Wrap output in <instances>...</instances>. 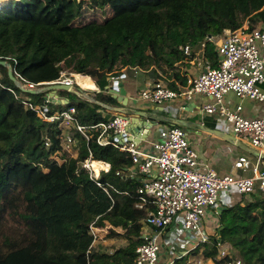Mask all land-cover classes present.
I'll return each instance as SVG.
<instances>
[{"label":"trees","instance_id":"trees-1","mask_svg":"<svg viewBox=\"0 0 264 264\" xmlns=\"http://www.w3.org/2000/svg\"><path fill=\"white\" fill-rule=\"evenodd\" d=\"M86 7L112 15L78 23ZM245 24L249 32L264 25V0H10L0 7V60L35 84L58 81L65 70L94 79L101 92L84 91L86 99L59 94L76 107L79 124L91 126L107 122L119 105L105 90L112 77L135 70L156 74L162 65L174 69L192 61L203 44L205 59L216 68L218 49L208 38L222 40L225 30ZM186 46L194 49L190 55ZM0 71V264H135L147 208L136 207L140 179L117 175L133 167L130 154L99 145L98 133L87 141L76 132L78 155L64 154L60 164L52 158L62 151L57 125L26 110L7 90L14 87L7 68ZM90 155L110 166L98 181L83 166ZM219 222L233 258H219L214 238L194 254L203 264H264V193L227 207ZM93 223L109 224V235L127 245L95 251ZM186 262L183 257L173 264Z\"/></svg>","mask_w":264,"mask_h":264},{"label":"built area","instance_id":"built-area-1","mask_svg":"<svg viewBox=\"0 0 264 264\" xmlns=\"http://www.w3.org/2000/svg\"><path fill=\"white\" fill-rule=\"evenodd\" d=\"M208 41L215 43L218 49V67L208 66L198 77L190 80L188 86L179 90L155 82L140 93V98L154 106H163L174 100L191 101L195 96L211 99V103L203 105L201 112L223 119L238 142L257 152L254 158L241 154L234 160L233 168L243 175L219 176L209 166L205 170L200 169L196 150L191 147L186 132L176 125L159 130L157 140L151 143L152 153L141 151L140 144L130 140L127 130L129 121L122 114H116L107 122L96 125H80L76 117V107L66 106L65 109L54 110L53 107L59 104L46 89L51 84L64 83L70 86L69 94L83 98V92L88 91L81 89L74 79L65 78L52 83L35 84L22 77L11 64L6 67L7 71L11 70L17 81L14 87H8L7 90L26 110L47 123L57 125L62 151L54 156L60 164L65 161L60 155L70 154L69 156L73 157L78 152V149H75L78 142L76 132L87 141L98 133L99 145H112L130 154L136 170L129 168L125 173L117 172V175L123 177L126 174L130 178L135 174L141 176L136 207L147 208V215L143 220V244L136 250L135 264H158L165 245L162 233L179 219L182 233L189 235L196 243L195 246L210 243L215 238L219 258L232 259V251L219 243L220 225L204 224L208 211L217 213L221 208L219 203L223 195L226 198L231 197L228 202L231 207L242 198L258 191L264 193V114L248 117L243 112L242 104L231 109L226 103V97L234 94L241 100L264 104V30L256 28L249 32L248 24H245L235 31L225 30L223 39L219 42H215L213 38H208ZM204 46L203 44L202 47ZM191 49L186 46L185 53L190 55ZM2 79L3 74L0 71V85ZM124 79L126 75L112 77L107 89ZM107 89L105 90L108 93ZM28 91H36L34 95H40V98L31 97ZM46 146H51L50 139L47 140ZM91 157L92 155L83 166L91 172L95 181H98L101 177H96L93 173L90 166ZM97 185L100 186V183L97 182ZM102 230L94 223L90 225V233L94 237L92 249ZM227 264L242 262L234 259Z\"/></svg>","mask_w":264,"mask_h":264},{"label":"crops","instance_id":"crops-1","mask_svg":"<svg viewBox=\"0 0 264 264\" xmlns=\"http://www.w3.org/2000/svg\"><path fill=\"white\" fill-rule=\"evenodd\" d=\"M260 28L264 30V25L260 26ZM204 48L205 46L197 51L196 56L192 61L177 65L174 69L162 65L160 69L157 70L156 74L141 70H138L137 72L130 71L126 79L120 81L123 83L127 93L126 96L129 98L128 105L124 106L121 103H118L119 105L114 107L113 111H111L110 118L116 114H122L123 112H126L130 117H134L137 112H140L143 116L140 118L141 120L145 121L149 119L150 121H154L155 126L151 129L149 136L143 140L139 146L141 151L146 153L153 152L151 143L157 140V137H152L153 132L158 134L161 128L176 125L186 132L191 147L196 150L200 162V169L205 170L206 167L209 166L221 175H243L240 171L233 168L234 160L241 154L254 158L257 152L250 146L238 142L223 119L218 116H208L201 112L203 105L211 103V99H204L200 96H195L191 101L174 100L163 106H154L140 98V93L155 82H161L170 88L173 87L172 84H175L177 90L181 87L184 88L188 86L190 80L195 79L208 66H211V63L204 57ZM193 50L194 49H191V52ZM72 75L75 77L73 78L74 80H76L77 76L82 77L77 74ZM89 78L91 79V77ZM184 80L187 82L185 86L182 84V81ZM91 81L93 82V86L90 88L91 90L86 87L81 88L96 93L101 92L100 88L96 86L92 79ZM82 97L86 99L89 95L84 93ZM62 98L67 100L68 95H63ZM226 103L231 109L235 108L238 104H242L244 108L243 112L248 117H258L264 114L263 103L241 100L234 94H229L226 97ZM100 111H102V109ZM102 112L104 113V111ZM128 135L132 137L130 132ZM74 155L77 156V152ZM99 165L101 166L99 167V172H95V175L97 176L100 175L101 171L108 172L110 170V166L104 162H100ZM107 165L108 169L106 168ZM131 170L135 171L136 167L133 165ZM134 176L139 179L141 178L139 174H135ZM236 198H238V196ZM230 199L231 197L226 198V196L223 195L222 200L219 203L220 207L225 209L229 207L228 202ZM214 214L215 213L211 210L208 211V215L204 221L205 225H220V215L218 213ZM101 229L103 230L100 232V238L97 240L96 244L99 243V240L109 234L111 226L106 224L104 227H101ZM115 230L121 234L124 232L121 229ZM144 230L145 226L143 227V231ZM208 233L211 235L210 232ZM117 238L124 240L127 245V240L125 238ZM218 238L221 240L220 236H218ZM162 240L165 245L163 246L161 255L166 256V261H163V264L174 263L177 259L183 257L187 259L186 264H203L201 258L194 254L196 250L201 248L204 244L195 246L196 243H194V240H192L189 235L182 233L180 219L162 233ZM109 241L111 242L110 245L114 246L115 237L110 236ZM219 243L225 246L224 242L219 241ZM172 244L173 246H171ZM170 247H173L174 249L170 250ZM117 249L119 248H116L115 250ZM206 264L215 263L209 260Z\"/></svg>","mask_w":264,"mask_h":264},{"label":"water","instance_id":"water-1","mask_svg":"<svg viewBox=\"0 0 264 264\" xmlns=\"http://www.w3.org/2000/svg\"><path fill=\"white\" fill-rule=\"evenodd\" d=\"M10 0H0V7L5 3L9 2ZM6 3V4H7ZM215 42H219L220 38L216 37L213 38ZM0 66L3 67H8L9 64L6 61L0 60ZM8 75L9 78L13 81V83H16L17 81L15 80L11 70H8ZM47 90H49V95L51 97L56 98L55 101L59 105H66L68 104V99L62 98L63 95H58L61 94V92H68L70 90V86L64 83H57V84H51L48 87H46ZM107 89V87L105 88ZM108 93L117 100L118 103H121L124 106L128 105L129 98L126 96V90L124 88V85L122 82H119L118 84H113L111 87L108 89ZM30 94H35L36 91H28ZM123 117L129 121L128 125V132L132 134V137H129L131 141H134L137 144H140L142 139H146L149 136V133L151 132V129L155 126L154 121L148 120H141L140 118L143 117L140 112H137L134 117H130L127 115L126 112L122 113ZM137 115V116H136ZM225 210V208H220L217 210V213L221 215V212Z\"/></svg>","mask_w":264,"mask_h":264},{"label":"rangeland","instance_id":"rangeland-1","mask_svg":"<svg viewBox=\"0 0 264 264\" xmlns=\"http://www.w3.org/2000/svg\"><path fill=\"white\" fill-rule=\"evenodd\" d=\"M6 3L7 2H5L3 5H5ZM111 15H112V11L110 9H106V10L102 11V10H99V9H92V8L86 7V9L84 10L81 18L78 20V23H80V22H89V21H93V20L103 21L105 18L110 17ZM79 76H81V75H79ZM82 77H85V76H82ZM65 78H72L73 79L74 77H73V75L71 73H69L67 70H65L62 73L61 79L64 80ZM79 78H81V77H78V76L76 77V81L79 83V85H81V87H84V88L86 87L87 89L91 90L90 89L91 87H87V85L85 83L81 82ZM92 80L96 84V81L94 79H92ZM96 86L99 87V85H97V84H96ZM81 89H83V88H81ZM83 90H85V89H83ZM92 95H94V94H92ZM61 106H62V108H61V110H62V109L66 108L67 104L66 105H61ZM158 134H159V132H158ZM158 134L156 132H153L152 137H154V136L158 137ZM79 147H80V143H77V146L75 147V149L79 150ZM69 155H66V157H70ZM61 156L62 155H60V158H61ZM73 157L75 158L76 156L74 155ZM55 158L56 157L54 156V159ZM61 162H63V161H61ZM98 167H101V166L98 165ZM219 176H223V175L219 174ZM109 239H110V235L108 234L106 237H104L103 239L99 240V243L95 244L93 249L95 251L100 249V251L112 252L116 248H122V247H124L126 245L124 240H121L120 238L115 237V244H114V246H111L110 245L111 242L109 241ZM104 241H107V242H104ZM98 247H99V249H98ZM163 261H166V256L160 255L158 264H163Z\"/></svg>","mask_w":264,"mask_h":264},{"label":"bare ground","instance_id":"bare-ground-1","mask_svg":"<svg viewBox=\"0 0 264 264\" xmlns=\"http://www.w3.org/2000/svg\"><path fill=\"white\" fill-rule=\"evenodd\" d=\"M79 79H80L81 82L85 83L87 85V87H92L93 86V82L91 81V79L89 77L86 76V77H81ZM76 83H77V85L79 87H81V85H79V83L77 81H76ZM99 164H100V162H98V161H96V162L90 161V166H91L92 170L94 171L93 173H95V172L98 173L99 172V167H98ZM106 168L108 169V165L106 166ZM96 177H99V176L96 175Z\"/></svg>","mask_w":264,"mask_h":264}]
</instances>
